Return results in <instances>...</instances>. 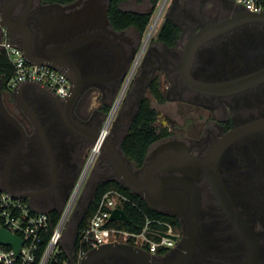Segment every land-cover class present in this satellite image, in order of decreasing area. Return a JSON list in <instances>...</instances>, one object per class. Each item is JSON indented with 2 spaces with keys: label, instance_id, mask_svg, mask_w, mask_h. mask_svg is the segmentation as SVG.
I'll return each mask as SVG.
<instances>
[{
  "label": "flooded vegetation",
  "instance_id": "1",
  "mask_svg": "<svg viewBox=\"0 0 264 264\" xmlns=\"http://www.w3.org/2000/svg\"><path fill=\"white\" fill-rule=\"evenodd\" d=\"M87 1L0 0V39L6 36L18 46L30 42L31 50L38 51L43 45L37 34L42 33L45 21H54L62 13L71 17V12ZM99 1L108 13L110 0ZM149 3L143 12L154 10L151 0ZM244 10L234 0H166L156 30L137 61L130 91L123 99L126 108L112 126L119 129L116 141L120 146L144 98L154 108L152 101L161 106L155 108L156 123L165 134L148 146L141 166L131 165L139 171L152 163L160 169L158 175H181L196 184V242L187 264H264V124L223 149L220 143L237 126L264 121V15H252L228 30L211 32L206 39L198 37L202 40L195 43L189 57V46L201 29ZM166 21L176 27L173 39L160 36ZM99 23L96 28L72 34L71 44L44 45L67 46L79 64L84 86L73 103L40 83L49 92L22 82L15 88L18 91L10 90L0 76V187L22 196L35 210L60 209L64 204L91 147L90 136L100 132L109 104L141 46L143 33L134 26L117 30L110 21ZM187 66L193 79L186 74ZM253 73L261 74L236 90L199 86L220 85ZM152 85L158 86L161 97L152 94ZM162 109L165 121H158ZM71 120L86 125L88 131L77 134L70 127ZM184 152L195 161H187ZM100 167L102 179L114 178L106 159ZM172 167L182 170H166ZM212 182L249 225L246 238L227 217ZM182 190L190 199L191 189ZM90 199V194L83 201L80 196L78 210L73 211V240ZM179 223L181 236L173 247L158 254L145 251L154 261L170 264L182 251L185 231L180 219ZM108 243L138 249L131 243ZM90 264L139 263L124 251L111 248L95 255Z\"/></svg>",
  "mask_w": 264,
  "mask_h": 264
},
{
  "label": "built area",
  "instance_id": "2",
  "mask_svg": "<svg viewBox=\"0 0 264 264\" xmlns=\"http://www.w3.org/2000/svg\"><path fill=\"white\" fill-rule=\"evenodd\" d=\"M165 1L159 0L153 10L149 25L143 33L141 46L119 85L98 139L91 145L64 204L60 209H56L59 212L56 220L52 221L51 210H35L25 199L15 198L0 187V228L16 235L22 241L18 252L12 245L0 243V264H80L90 249L115 241L131 243L150 254H158L173 247L180 238L179 228L161 217L146 215L137 230L123 227L121 220H109L113 209H123L126 203H133L129 196L116 188H111L101 195L96 210L87 223L78 229L74 240L71 239V234L67 235L71 214L97 155L101 152L100 146L105 137L102 132L113 109L117 104L118 109L131 85L137 61L147 40L156 30ZM234 1L250 11L264 10V0ZM0 53L4 54L12 67L6 82L10 90L29 80L40 83L61 98L69 95L71 83L62 71L48 64L28 62L20 47L6 36L0 39ZM110 125L111 123L109 127Z\"/></svg>",
  "mask_w": 264,
  "mask_h": 264
},
{
  "label": "water",
  "instance_id": "3",
  "mask_svg": "<svg viewBox=\"0 0 264 264\" xmlns=\"http://www.w3.org/2000/svg\"><path fill=\"white\" fill-rule=\"evenodd\" d=\"M244 9L245 10L243 12L233 14L232 16H229L218 23L210 24L204 29H201L193 38L191 46H189V57H192L195 43L202 40L199 38L203 37L204 39H206V37H209V35H211V32L217 33L228 30L238 23L245 21L252 15H264V12L257 13L251 12L246 8ZM53 20L54 21H52V19L50 21L46 20L43 26L42 33L40 32L39 34H37V39L40 41L42 40L40 44L43 45V47L39 49L40 51L31 50L30 42H28L26 45H24L23 43L19 47L23 51L24 56L26 57L28 62L34 64H48L62 71L67 76L71 83L70 93L67 98H69L70 103H73L75 99L81 94L84 86V78L81 74L79 64L71 55L70 48H67V46H63L61 48L57 46L53 48H46L44 45L45 43L61 41H70L71 44L70 39L72 34L77 33L85 28H96L100 25V23L97 24L100 20L108 23V13L105 6L100 3L99 0H89L82 8L71 12V17L68 13H62L61 16H55ZM1 24L5 28H8L7 24L4 21H2ZM67 45L69 46L68 43ZM186 74L188 77L191 76L188 66L186 68ZM259 74L261 73H253L250 75L248 74L233 81L221 83L220 85H206L205 83H199V86H208L210 90H216L218 88L225 90H236L245 87L250 82L257 79L255 77H258L257 75ZM29 83L35 84L41 89L49 92L47 88L42 87L37 82L29 80L22 82V84ZM192 87L195 88L196 86L193 85ZM263 124V120H258L254 124H243L237 126L234 130L226 134L223 139H221V149H223L222 147H225L234 139L253 131V127H261L263 126ZM70 127L74 132L80 135L82 134V131H88L86 125H83L79 122L76 123L72 120ZM118 130V128H115L113 130V135L108 134L107 137H104L100 146V155L104 156V158L107 160L112 171V176L116 178L121 184L129 188L131 191L141 195L144 201L151 208L160 211H162L160 209L161 207L166 208L167 211L162 212H171L180 219V221L183 223L185 231L184 239L181 242L182 251L180 252L178 257L170 264H187L191 258L196 242L197 219L199 211V191L196 184L190 179L181 175H158L159 173L157 172H159L160 169L154 167L152 163L143 165L139 171H134L132 169L131 162L123 154L120 146L117 145L116 140L119 132ZM99 133L100 132L96 131L92 134V136H90L91 145L97 141ZM184 153L185 159L187 161H195V159H192L189 154H187L186 152ZM210 157L211 154L209 158ZM166 170L177 171L182 169L172 167ZM99 181L94 184L92 192L90 194L91 197ZM212 185L215 192L219 196V200L225 209L227 217L230 219L233 225L242 232L243 237L246 238L248 234L247 226L249 225H247L246 222L241 218V216L233 209V206L231 205V203H229L228 198L223 196V192L218 191L219 188L217 183L212 182ZM185 188L191 189L190 199L182 190ZM12 196H14L15 198H22V196ZM109 220H121L129 222V218L126 215L125 211L120 208H115L112 210ZM0 243L12 245L14 250L18 252L22 241L16 235L7 232L3 228H0ZM126 246L127 245H125L124 243L101 244L98 247L90 249L81 260L80 264H90L95 255L111 248H117L124 251L131 258H133L135 262L139 264H160L154 261V259L151 258L152 256L148 255L144 250L139 248L134 249Z\"/></svg>",
  "mask_w": 264,
  "mask_h": 264
},
{
  "label": "trees",
  "instance_id": "4",
  "mask_svg": "<svg viewBox=\"0 0 264 264\" xmlns=\"http://www.w3.org/2000/svg\"><path fill=\"white\" fill-rule=\"evenodd\" d=\"M53 1L67 3L73 0ZM125 1L127 0H110L108 16L112 27L118 30L134 26L139 32L144 33L149 25L153 11L143 12L123 9L120 7V4ZM158 1L159 0H151L152 7L155 8ZM175 32L176 27L170 21H166L161 27L160 36L165 40L173 39ZM11 71L12 67L6 57L4 54L0 53V76L3 82H7ZM150 90L155 96L161 97V92L158 86L152 85ZM164 134L165 129L161 128L156 123V109L151 105L147 98H144L139 104L129 128L122 136L120 149L133 165L139 167L143 162L148 146ZM111 188H116L124 192L133 201V203H126L123 207V210L129 218V222H121L123 227L130 230H137L143 224L146 215L161 217L171 221L177 226H180L179 219L175 215L151 208L144 201L141 195L131 191L129 188L121 184L116 178H109L102 179L97 184V187L87 204L84 220L80 224L79 228L84 226L94 213L101 195ZM50 212L52 221L54 222L58 217L59 212L56 209H52Z\"/></svg>",
  "mask_w": 264,
  "mask_h": 264
},
{
  "label": "rangeland",
  "instance_id": "5",
  "mask_svg": "<svg viewBox=\"0 0 264 264\" xmlns=\"http://www.w3.org/2000/svg\"><path fill=\"white\" fill-rule=\"evenodd\" d=\"M150 6V3H149V0H128L126 1V3H123L122 4V8L123 9H127V10H134V11H143V10H146L148 9V7ZM132 83V82H131ZM130 87L131 85H129V89L127 90V92L125 93V100H126V94H128V91H130ZM125 101L122 100L121 104L119 105L118 109H117V112H115L112 120H111V125L109 127V131L107 133V135H113L114 132L112 131V126L114 124V121L116 120V118L118 117V114L120 113V111L122 110H125L126 108V105H124ZM152 104L155 106L156 109H160L161 106L157 105L155 103V101H152ZM109 110L111 109L113 103L112 101L110 102L109 104ZM120 115V114H119ZM165 114H164V111L162 109L161 113L159 114L158 116V121H165ZM105 120V119H104ZM104 156L100 155V153L97 155V158L94 162V165L88 175V178L85 182V185L83 187V190H82V193H81V201H83L86 196H88L89 194H91L92 192V189H93V184L96 183L97 181H99L100 179H102V177L100 176V172H101V167H100V164H103L104 163ZM78 210V206L77 208L75 209L74 212H76ZM73 223H74V213L71 214V217H70V221H69V224H68V231H67V235L69 236L71 233H72V229H73Z\"/></svg>",
  "mask_w": 264,
  "mask_h": 264
},
{
  "label": "bare ground",
  "instance_id": "6",
  "mask_svg": "<svg viewBox=\"0 0 264 264\" xmlns=\"http://www.w3.org/2000/svg\"><path fill=\"white\" fill-rule=\"evenodd\" d=\"M117 106H118V104L115 106V108L113 109V111H112V113H111V115H110V117H109V119H108V121H107V125H106V127L104 128V130H103V132H102V136L104 135L105 137H107V133H108V130H107V127H109V124L111 123V120H112V118H113V116H114V113H115V110L117 109ZM117 112V111H116Z\"/></svg>",
  "mask_w": 264,
  "mask_h": 264
}]
</instances>
